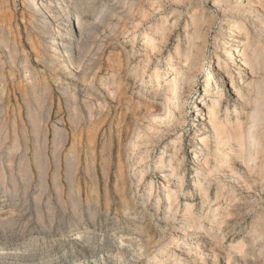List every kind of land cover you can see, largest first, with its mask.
<instances>
[{
	"label": "rangeland",
	"instance_id": "374dc122",
	"mask_svg": "<svg viewBox=\"0 0 264 264\" xmlns=\"http://www.w3.org/2000/svg\"><path fill=\"white\" fill-rule=\"evenodd\" d=\"M217 1L0 0V264H264V239L248 235L264 229V141L245 168L238 143L216 153L198 113L209 82L221 120L235 101L214 70L243 21ZM175 71L185 97L166 107L182 116L154 122Z\"/></svg>",
	"mask_w": 264,
	"mask_h": 264
},
{
	"label": "bare ground",
	"instance_id": "6f19581e",
	"mask_svg": "<svg viewBox=\"0 0 264 264\" xmlns=\"http://www.w3.org/2000/svg\"><path fill=\"white\" fill-rule=\"evenodd\" d=\"M30 1H33V0H30ZM34 1H37V0H34ZM258 1L259 2L257 5L255 4L257 2L256 0H230V1L220 0V1L215 2L217 4V5L215 4L216 6H219V7H222L225 9L224 13L226 14V16H229V15L240 16V17H242V21H243L242 25H240L239 27H237V25H232L229 28V33H228L229 37H228L227 41H225L221 46L222 51L225 52V54H226L227 60L224 61L222 59V57L218 55L217 66L215 67V70H214V73L216 74V77L218 78L220 85H222V86L226 85L229 88L230 95H232V96L235 95V97H234L235 101H234V106L232 107V110L230 109V103H228L226 105V110H225L226 116L223 120H221L220 113H221V107H222L224 97H223V95L218 96L219 95V87H216V89L213 90V87H212L211 83L209 82V83H207L206 89L204 91V96L201 99V104L199 106V112H198L200 115L199 116L200 117V124L202 126H205L207 124L212 129V133L214 136L213 141H215L217 143L216 153L219 155V153L221 152V148H220L221 146L231 145L232 142L236 143V144L238 143L237 145L239 146L240 155H242V163L244 165L243 167H245V168L248 167L254 161L253 153L255 151H257V148L259 147V145H263L262 143L264 141V132H262V134L260 133V127L264 126V76H263V72L260 71L262 62H264V50L262 53L260 48L258 47L259 45H257V44L255 45L253 43V41H252V33L253 32L251 31L253 29L249 30L248 28H246L247 27L246 23L248 20H250L253 24H256L254 27L255 28L254 30H256V31H254V32L257 33V36L259 37L258 39L260 40V42L264 39L263 27L259 28V25L262 23V22L259 23V19L260 18L263 19V17H264V8L262 9L260 7L261 3L264 2V0H258ZM34 3L36 4V6L38 8L40 7L41 10L42 9L48 10V6L44 5L43 3H39V2L38 3L34 2ZM171 29H169V30H171ZM173 29H175V27ZM170 33H172V32H170ZM253 35L255 36L256 34L253 33ZM191 38L193 40V37H191ZM192 44H193V41L191 43V40H190V44L187 46L186 52H184V51L181 52V55L185 58V60L187 62L186 66H185V71H184L185 75L187 74L188 78L191 80L193 78H195L197 75L196 71H195V73L193 72V67H194L195 61L193 58H191L192 54L189 51L192 48L191 47ZM179 45H180V42L178 43V47L176 50L180 49ZM154 46H155V44H154ZM162 47H164V46L162 45ZM144 48H146V47H144ZM146 51H145V53H146ZM160 76H161V73L158 71V80H157L158 83H159V80H161ZM235 76L240 77V80L243 81L242 84H239L240 87L236 86L237 83H235V81H236ZM188 78H187V76L186 77L183 76V74L180 71H175L174 77L172 78V80L169 83L167 82L168 84L164 86L163 91H162V95L164 97V105L162 107L163 113H162V115L155 116L154 122L171 120V119L175 120L176 117L182 116V110H181L180 105L174 110L166 107V105L169 103V101H174V102H176V104H181L182 100L185 97V93H184L185 90H184V86H183V81L186 79L189 80ZM229 84H230V86H229ZM155 90H156V92H155L156 96L159 93H161V92H159V87ZM192 91H193V89L190 90V92H192ZM230 111H233V113H234V116H235L234 121L231 120V117L229 116ZM240 115L242 117H239ZM152 124H154V123H152ZM206 129H207L206 127L203 128V130H206ZM263 129H264V127H263ZM194 132H195V135H194L195 136L194 137L195 147L202 148L203 149L202 152H206L207 153L206 156H208V155L210 156V150H211L209 148V144L211 141L210 140L211 137L209 136L210 134L207 136H202V133H203L202 129H198L197 131H194ZM149 135H151V134H149ZM212 150H213V148H212ZM224 151H226V150H224ZM232 151L233 150H231V152ZM193 157L195 159L198 158V154H195ZM219 157L220 156H218V158ZM227 157L228 158L231 157V154H227ZM175 158L176 157L170 159L168 162V167L171 169L170 171L173 175H175L177 172V167L176 168L172 167V164H173ZM258 160H260V159H258ZM238 161H240V160H238ZM161 164L163 166L165 165V161L163 158L161 160ZM202 165H204L205 171L209 172L210 174L214 171L216 172V169H215L216 167L214 168V166H213V168H212L210 166L211 167L210 168L206 165V162H204V164H202ZM198 168H200V167H198ZM205 176L206 175H204L203 173L199 174V177H205ZM182 180H184V179H182ZM198 184H199V187L203 188V189H204V187H209V189L211 187V184L208 183L207 178H205V180L202 182L199 181ZM189 208H191V207H189ZM242 216L243 215L240 214L239 216L235 217L234 222H237V226H241L242 220L240 218ZM236 228H233V231H235ZM251 228L252 229L248 235H250L252 237L256 236L255 238L252 239V243H251L252 246L255 247V246L259 245V242H260V241H258L259 239H264V229L260 228L259 226H255V227H251ZM257 238H259V239L257 240ZM261 255L264 256V250L261 252Z\"/></svg>",
	"mask_w": 264,
	"mask_h": 264
}]
</instances>
